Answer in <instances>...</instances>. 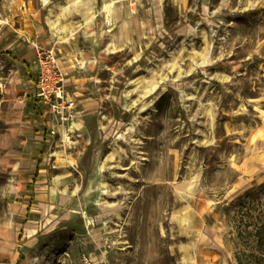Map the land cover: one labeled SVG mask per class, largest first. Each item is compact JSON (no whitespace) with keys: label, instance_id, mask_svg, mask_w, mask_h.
Here are the masks:
<instances>
[{"label":"rangeland","instance_id":"1","mask_svg":"<svg viewBox=\"0 0 264 264\" xmlns=\"http://www.w3.org/2000/svg\"><path fill=\"white\" fill-rule=\"evenodd\" d=\"M79 28L84 180L68 224L29 234L39 149L15 58L63 62ZM262 184L264 0H0V264H237L234 216Z\"/></svg>","mask_w":264,"mask_h":264},{"label":"crops","instance_id":"2","mask_svg":"<svg viewBox=\"0 0 264 264\" xmlns=\"http://www.w3.org/2000/svg\"><path fill=\"white\" fill-rule=\"evenodd\" d=\"M92 23L91 20L89 26L92 27ZM60 31L61 29L57 27L55 33ZM77 35L78 38L75 37L73 41H70L67 55L65 57L61 56L65 60L61 62L60 59L62 69L66 75L67 97L76 103L72 117L62 127L59 122H54L53 115L40 111L36 95L38 68L36 54L34 55L35 49L31 46L23 47L18 52V58L14 57L29 85L24 110L27 115L32 117L30 118L32 120L27 124L31 125L33 123L34 128L33 130L28 128L24 132L25 148L31 149L34 145L36 149H39L38 158L30 159L34 160V162H31L35 166L34 173L31 176V184L34 191L32 198L35 200L33 210L36 217L33 220V225H30V227L28 225L29 234L51 233L70 221L74 213V210L70 208V202L79 196L80 183L84 180L83 172L78 169L80 162L75 152L76 150H84L85 145L89 143V139L86 138L90 132L87 124L92 111L98 106L95 99L91 98L92 92L89 91L90 88L87 87L82 76L90 57L88 48L90 46H87L86 41H82V38L86 39L88 37V33L86 34V30L83 31L82 28H79ZM50 48L48 46L44 49ZM54 125L57 126V134L52 135L50 130ZM13 131L15 134L16 131L14 129ZM1 140L4 144H9L11 136H8V134L3 136L2 134ZM33 141L34 144L29 145ZM55 218H57V221ZM29 222H32V220ZM23 257L21 254L16 264H21Z\"/></svg>","mask_w":264,"mask_h":264},{"label":"trees","instance_id":"3","mask_svg":"<svg viewBox=\"0 0 264 264\" xmlns=\"http://www.w3.org/2000/svg\"><path fill=\"white\" fill-rule=\"evenodd\" d=\"M37 102L41 104L37 97ZM234 216L237 264H264V184L242 196Z\"/></svg>","mask_w":264,"mask_h":264},{"label":"built area","instance_id":"4","mask_svg":"<svg viewBox=\"0 0 264 264\" xmlns=\"http://www.w3.org/2000/svg\"><path fill=\"white\" fill-rule=\"evenodd\" d=\"M37 97L47 112L62 126L72 117L76 108L75 101L67 97L66 75L61 67L59 57L53 49H46L37 54ZM57 134V126L50 132ZM85 264H92L84 257Z\"/></svg>","mask_w":264,"mask_h":264}]
</instances>
